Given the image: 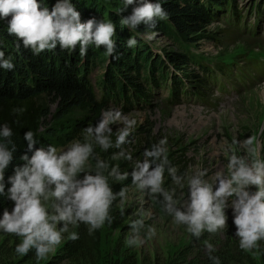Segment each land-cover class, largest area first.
<instances>
[{
  "label": "rangeland",
  "instance_id": "rangeland-1",
  "mask_svg": "<svg viewBox=\"0 0 264 264\" xmlns=\"http://www.w3.org/2000/svg\"><path fill=\"white\" fill-rule=\"evenodd\" d=\"M238 1L245 14L240 22L220 17L218 21L206 25L198 41L187 42L161 31L136 33L153 53L162 57L175 52L185 54L189 50L197 57L201 56L209 65H231L224 71L225 77L220 78L219 84L206 88L205 101L182 94L180 102L168 103L170 81H164L152 87L153 98L149 103L139 102L129 110L122 104L112 102L105 108L104 112L115 114L120 111L123 117L136 121L126 142L116 150L123 153L126 159L131 156V159H127L129 163H143L146 159L144 153L152 151L155 145L166 149L165 155L172 167L175 165V171L164 176L159 193H152L150 187L141 189L139 182L123 188L125 194L118 198L119 219L110 227H102L103 264H108L112 257L122 252L130 261L136 258L139 263L160 264L174 258L185 248L199 253L204 259L216 256L234 264H264V240L251 251L239 247L231 207L234 197L228 199L229 207L225 209L227 226L216 233L205 230L197 237L187 231V225L173 223L175 211L188 212L191 179L198 178L215 191L218 177L231 178L229 163L233 154L246 158L248 163L252 162V156L244 145L245 139L253 135L257 137L261 145L259 159L264 161V72L255 70L252 65L258 62L264 64V0H252L260 3L261 12L256 16L246 13L251 0ZM115 5L124 6V1H118ZM168 68L178 77L182 74L181 70L172 66ZM186 71L196 73L197 69L191 65ZM104 72L105 68L100 63L91 73L99 94ZM41 102L50 113L43 127V131L50 129L46 139L61 151H67L73 140L91 143L93 151L85 172L93 175L91 162L98 143L92 136L86 141L83 131L73 125L74 121L82 120L88 114V104H77L70 115L62 117L60 98L43 95ZM125 127L123 122L111 123V132L106 131L105 136L110 140L117 138ZM165 138L167 144L161 145L160 141ZM155 167L156 163H153L150 171ZM83 175L81 173L77 178L83 179ZM251 190L256 191L255 188ZM52 202L45 203L50 205ZM13 207L11 202L9 211ZM75 229L70 226L69 233L63 234L61 244L39 262L35 249L25 256L18 255L15 249L21 242L20 238L0 231V264H78L69 259L64 250L70 233Z\"/></svg>",
  "mask_w": 264,
  "mask_h": 264
},
{
  "label": "clouds",
  "instance_id": "clouds-1",
  "mask_svg": "<svg viewBox=\"0 0 264 264\" xmlns=\"http://www.w3.org/2000/svg\"><path fill=\"white\" fill-rule=\"evenodd\" d=\"M136 3L137 0H124L125 9ZM167 17L161 0L155 3L139 0V6L132 8L131 15L122 18L120 25L133 31L141 25L155 28L158 21H164ZM0 20H7L8 34L21 40L24 47L36 55L54 51L57 47L73 52L79 46L82 57L87 54L89 46L102 47L104 55L108 57H113L115 51V24L104 20L97 22L95 18L81 23V15L72 0H56L51 9L42 6L38 0H0ZM136 43L134 37L128 42L129 47H135ZM0 67L4 70L15 67L11 58L5 59L3 51H0ZM13 111L22 112L24 109ZM101 115L104 118L98 126L93 128L90 125L83 130L85 140L94 133L96 142L107 150L112 145L105 132L110 133L109 124L119 121L126 125L117 136L115 146L120 147L131 134L136 121L123 117L120 111L115 114L102 111ZM12 137L13 130L4 124L0 130V195L13 202L14 207L11 211L4 208L0 231L20 238L21 242L15 249L18 255L25 256L35 249L39 262L61 244L63 234L69 233L70 226L83 224L91 234L106 222L111 223L109 210L114 196L107 178L99 171L95 176L85 172L93 151L91 143L73 140L67 151L53 146L47 150L36 149L30 159L27 154L23 155L21 159L26 164L15 167L14 174L8 178L11 187L5 193V171L12 164L13 153L17 151ZM24 140L28 149L32 150L36 143L34 133L26 132ZM160 144L166 145L167 138L161 140ZM244 145L252 156V162L248 163L246 158L233 154L229 163L231 178L218 177L215 191L200 179H191L188 212L175 211L173 223L187 225V231L197 237L205 230L216 233L227 226L225 209L229 207L228 199L234 197L231 207L237 229L235 235L241 250L251 251L264 240V161L259 159L261 145L255 135L245 139ZM165 152L166 149L154 145L152 151L144 153L146 159L143 163H137L139 171L133 175L141 189L150 187L154 194L162 191L164 165L168 163ZM162 156L163 161L158 163ZM127 159H131V156ZM153 163H156V167L150 171ZM105 167L103 162L98 165V168ZM81 173H84L83 179H78ZM119 178L126 179L127 174ZM252 188L256 191H252ZM124 194L121 191L120 195ZM50 200L53 201L50 205L45 203ZM69 239H78L77 233L71 232ZM216 264H220V261L216 260Z\"/></svg>",
  "mask_w": 264,
  "mask_h": 264
},
{
  "label": "trees",
  "instance_id": "trees-1",
  "mask_svg": "<svg viewBox=\"0 0 264 264\" xmlns=\"http://www.w3.org/2000/svg\"><path fill=\"white\" fill-rule=\"evenodd\" d=\"M39 1L42 6L50 9L56 3V0ZM118 1L124 0H72L81 15V23L95 18L97 22L104 20L115 24L116 33L113 40L116 49L113 57L105 56L102 47L97 49L94 46H89L87 54L83 57L80 55L79 46L73 52L57 47L54 51H44L36 55L30 49H26L21 40L8 34L7 20H0V51L5 53V59L11 58L15 66L13 70H4L0 67V130L7 124L13 130L12 141L17 146V151L13 153L14 160L5 171V193L11 187L8 178L14 174L15 167L26 164V161L21 159L23 155L27 154L30 159L36 149L47 150L54 146L46 139V133L50 129L43 131L45 120L50 114L45 104L41 102L43 95L60 98L62 117L70 115L77 108V104L81 106L82 102H86L89 106L88 114L82 120L73 122L75 127L83 131L90 125L93 128L98 126L102 120L101 112L112 102L122 104L129 110L139 102L149 103L153 98L152 87L163 84L164 81H170L167 102L178 103L182 94L205 101L206 88L219 84L220 78L225 77L224 71L231 64L209 65L201 56L197 57L189 50L185 54L175 52L162 57L153 53L136 33L161 31L187 42L198 41L206 25L218 21L220 17L232 18L235 22L241 20L244 14L238 0H161L168 14L167 19L158 21L155 28L141 25L135 31L121 27L120 20L131 15L132 8L139 6V0L127 9L125 6L117 7L115 4ZM148 2L155 3L157 0ZM260 12V3L251 0L246 13L256 15ZM132 37L137 41L135 47H129L128 44ZM100 63L104 66L105 72L99 94L91 73ZM191 65L196 66V73L186 71ZM252 65L255 70L264 72V64L258 62ZM168 66L181 70L182 74L178 77ZM17 108L24 111L14 112L13 110ZM28 131L34 133L36 140L32 150L28 149L27 141L24 140V134ZM92 137L95 138L94 133ZM116 140V137L110 140L112 146L107 150L99 144L96 145L91 162L93 175L95 176L98 171L104 175L114 196L109 210L111 223L106 222L105 227H110L119 219L120 193L126 185L136 182L133 174L139 171L136 166L138 162L129 163L116 151L119 148L115 146ZM101 162L106 165L105 168H98ZM174 168L175 165L172 167L171 161L168 160L164 165V176L170 174ZM125 173L127 178L120 179L119 177ZM10 203L11 201L4 195H0V217L4 208H9ZM101 231L102 228L90 234L87 226L83 224L76 226L78 239H70L64 246L68 258L78 264H103ZM216 260H219L220 264H234L216 256L204 259L199 253H193V250L187 248L160 264H216ZM108 264L143 263H139L136 258L130 261L122 252L112 257Z\"/></svg>",
  "mask_w": 264,
  "mask_h": 264
}]
</instances>
